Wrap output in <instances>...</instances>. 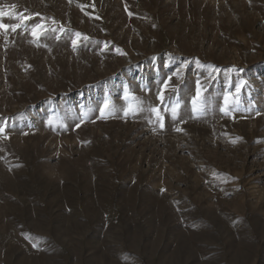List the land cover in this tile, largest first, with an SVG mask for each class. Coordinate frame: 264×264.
Wrapping results in <instances>:
<instances>
[{"label":"rangeland","instance_id":"rangeland-1","mask_svg":"<svg viewBox=\"0 0 264 264\" xmlns=\"http://www.w3.org/2000/svg\"><path fill=\"white\" fill-rule=\"evenodd\" d=\"M0 13V264H264V0Z\"/></svg>","mask_w":264,"mask_h":264},{"label":"snow or ice","instance_id":"snow-or-ice-1","mask_svg":"<svg viewBox=\"0 0 264 264\" xmlns=\"http://www.w3.org/2000/svg\"><path fill=\"white\" fill-rule=\"evenodd\" d=\"M0 15H3L2 13H0ZM19 25H17L18 27ZM0 27H7V25H0ZM37 27H40L39 25H37ZM79 35V34H77ZM237 93H239L240 91V85L237 86V89H236ZM198 94H199V90H198ZM229 102V99H228V96H225V104L227 105ZM107 106V105H106ZM153 111H157L156 109H153ZM0 132H3V128H0Z\"/></svg>","mask_w":264,"mask_h":264}]
</instances>
